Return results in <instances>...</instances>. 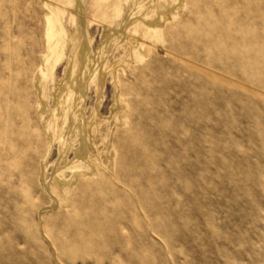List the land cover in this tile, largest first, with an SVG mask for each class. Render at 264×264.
Returning <instances> with one entry per match:
<instances>
[{
  "label": "rangeland",
  "instance_id": "374dc122",
  "mask_svg": "<svg viewBox=\"0 0 264 264\" xmlns=\"http://www.w3.org/2000/svg\"><path fill=\"white\" fill-rule=\"evenodd\" d=\"M0 264H264V0H0Z\"/></svg>",
  "mask_w": 264,
  "mask_h": 264
}]
</instances>
